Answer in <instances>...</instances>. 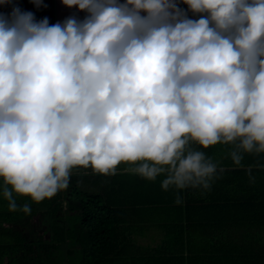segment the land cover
I'll return each instance as SVG.
<instances>
[{
  "label": "clouds",
  "instance_id": "obj_1",
  "mask_svg": "<svg viewBox=\"0 0 264 264\" xmlns=\"http://www.w3.org/2000/svg\"><path fill=\"white\" fill-rule=\"evenodd\" d=\"M62 21L0 0V198L10 212L121 168L212 190L264 157V0H60ZM36 8L45 0H31ZM186 5L187 7H181ZM191 13V16L189 15ZM264 166V165H262ZM251 180V168L245 169Z\"/></svg>",
  "mask_w": 264,
  "mask_h": 264
},
{
  "label": "crops",
  "instance_id": "obj_2",
  "mask_svg": "<svg viewBox=\"0 0 264 264\" xmlns=\"http://www.w3.org/2000/svg\"><path fill=\"white\" fill-rule=\"evenodd\" d=\"M45 4L36 8L31 0H14L2 11L8 13L18 6L32 11L37 20L47 16L50 24L69 15H85L60 0H45ZM227 152L228 147L221 145L207 150L227 170L210 192H182L184 201L180 204L173 190H162V177L155 182L131 173L127 179L120 178L118 174L129 173L121 165L115 175L118 188L110 192L117 203L128 201L121 207L127 210L123 223L128 229L124 240L127 248L118 264H264V157L245 156V167L235 169ZM247 168H251L254 182ZM18 203L31 204V214L10 212L7 202L0 198V264H38L43 258L40 244L54 240L53 218L44 216L39 203L28 198H18ZM70 214L68 211L67 216ZM50 252L43 254L45 259H51ZM57 254L70 260L69 249Z\"/></svg>",
  "mask_w": 264,
  "mask_h": 264
},
{
  "label": "trees",
  "instance_id": "obj_3",
  "mask_svg": "<svg viewBox=\"0 0 264 264\" xmlns=\"http://www.w3.org/2000/svg\"><path fill=\"white\" fill-rule=\"evenodd\" d=\"M118 175L127 179L130 173ZM118 183L115 176L74 170L66 191L39 203L43 215L53 218L54 240L52 244H40V257L43 258L38 264H118L127 248L124 240L128 230L123 224L127 210L121 208L128 201L117 203L110 193L118 188ZM63 193L69 195L64 197ZM68 211H71L69 216ZM62 220L64 225L60 224ZM63 248L69 249L70 260L58 257L57 253ZM47 251H51V259L44 258Z\"/></svg>",
  "mask_w": 264,
  "mask_h": 264
}]
</instances>
